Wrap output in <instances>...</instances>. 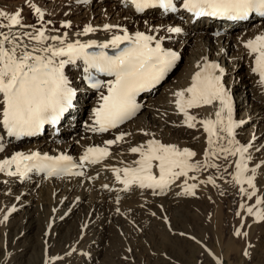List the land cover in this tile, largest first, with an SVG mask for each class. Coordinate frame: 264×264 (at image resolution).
<instances>
[{
	"label": "snow or ice",
	"instance_id": "6c2138e0",
	"mask_svg": "<svg viewBox=\"0 0 264 264\" xmlns=\"http://www.w3.org/2000/svg\"><path fill=\"white\" fill-rule=\"evenodd\" d=\"M79 2L88 3L89 0ZM125 3L138 13H144L146 9H161V14L166 15L183 9L197 20L218 18L241 21L252 14L264 18V0H125ZM28 6L38 16L40 27L23 22V8L12 13L0 10V21H6L0 22V152L5 150L6 137L18 140L34 136L44 125L59 123L64 114L74 107L77 89L65 71L66 66H76L77 61L84 62V79L98 97L97 106L92 109L94 119L88 128L94 133H107L118 129L140 112L143 105L137 102V96L163 81L180 59L177 51L164 46L165 40L171 39V36L159 35L162 30L169 34H180L184 31L180 26L150 27L147 31L130 33L121 25L104 24V31L113 32L108 40L103 43L95 40L84 42L73 39L68 32L61 33L57 28H49L52 21H45L44 10L35 4ZM62 27L71 28V21L63 22ZM98 30L88 24L74 35L86 36ZM245 47L250 55H254L252 71L259 76L260 84L264 85V34L246 41ZM94 48L100 51H89ZM108 48L114 50L111 55L104 51ZM197 67L200 70L192 76L190 86L173 95L177 97L175 103L178 111L184 116L183 125L193 129L200 124L207 133L208 148L204 152L203 164L192 162L197 153L191 148L181 149L178 145L163 143L154 138V133L145 131L144 135H152L153 138L129 149L139 156L133 162L136 166L113 168L115 179L126 186V191L136 185L161 196L167 195L171 185L183 177L182 192L177 195L196 197V190L201 184L219 185L212 175L198 183H188L189 180H198L197 176H189V173L207 168L219 169L221 165L215 161L223 159L228 162L225 171L234 165L235 170L229 175L240 186L242 197L247 200L255 197L253 204L241 203L240 209L254 222L264 223V193L258 187V184L264 186V159L251 163L255 159L250 151L254 148L253 143L244 144L237 139V129L244 121L234 118L232 94L223 82L225 69L218 63L208 62L206 57L205 63ZM93 70L110 78L100 79L93 74ZM217 70L220 74H217ZM206 105H217L215 119H198L190 113V109ZM129 135L131 133L120 132L115 138L106 140L105 146L87 147L79 158L80 162L74 161L66 153L51 156L39 151H17L0 160V173L21 180L28 178L33 171L44 172L49 177H83L86 175L84 171L74 169H83L85 163H101L112 155L109 146L125 141ZM255 150L264 153V149ZM230 157L234 159L230 160ZM153 168L158 169V174L153 172ZM220 178L223 179V176ZM102 187L113 190L108 184ZM236 215L240 216V212ZM7 218L5 215L4 219ZM243 226L244 217H241V228L235 231L234 236L248 237L247 231H241ZM179 235L185 236L186 233L180 232ZM254 247L248 244L243 255L251 258L249 249ZM71 251L75 252L76 249ZM209 253L215 255L210 249ZM50 259L62 261L60 257ZM216 259L218 264H223L218 257Z\"/></svg>",
	"mask_w": 264,
	"mask_h": 264
},
{
	"label": "bare ground",
	"instance_id": "6f19581e",
	"mask_svg": "<svg viewBox=\"0 0 264 264\" xmlns=\"http://www.w3.org/2000/svg\"><path fill=\"white\" fill-rule=\"evenodd\" d=\"M102 1L89 0L88 4L83 3L81 5H75V0L71 4L62 1V5L58 9L56 7H48V9L44 10L52 15L51 19H49L52 21V24L48 25V27L54 28L53 26L59 23L57 19V12L59 10L60 13L65 14L67 17L64 21L71 20L72 18V27L69 29L61 27L59 29L60 32H68L69 36L73 39H80L84 42L95 40L97 43H103L108 40L113 35V32L104 31V24L121 25L122 27H126L130 33L137 30L147 31L150 27L180 26L184 29L180 34H169L163 30L159 32L160 36H171V39L165 40L164 46L177 51L175 42L179 39L184 38L187 40V45L196 41L200 50L198 54L193 55L194 57L197 56V60H193L190 66L182 72L178 77L179 81L175 85H172L171 82V84H165L161 93L158 96L155 94L156 98H153L154 96L152 97L151 95L155 91L153 88L147 91L149 92L148 94H140L139 100L143 107L135 118H132L131 121L129 120L130 122L127 121L120 125L118 129L104 133V136H101L102 133H94L88 128V125L94 119L92 109L97 106L98 97L97 94H94L96 93L95 90L85 83L84 62L77 61L76 66H66L65 71L70 79L73 80V86L77 89V98L74 100V107L64 114L59 123L47 126L46 130H50V135L53 134L55 136L53 137L55 142L42 139L45 134L41 132L33 137L26 136L18 140H10L6 137L5 150L0 152V160L10 157L17 151L26 153L39 151L42 154L46 153L51 156L66 153L72 156L74 161L80 162V157L78 158L77 156H82L87 147L105 146L104 142L106 140L115 138L120 132H128L131 135L125 137V141L109 146L112 155L108 158L110 163H113L114 168L135 167L136 165L133 162L139 159V156L138 154L131 153L129 149L133 146L144 144L147 140L153 138L152 135H144L146 131L154 133V138L163 143L175 144L181 149L191 148L197 153V156L192 158V162L198 161L203 164L205 159L204 152L208 148L207 133L200 124H197L196 128L193 129H189L183 125L184 116L177 109L175 103L177 97L173 93L190 86L192 76L200 70L197 65H203L205 57L208 62L218 63L225 69L223 82L232 94L234 118L236 119V113L239 110H244L242 113L243 117L240 119L244 121V124L237 129V139L244 144L250 141L253 143L254 148L250 149V151L255 159L251 163H258L259 160L264 159V153L255 150L257 148L264 149V85L260 84L259 76L253 73L252 68L255 57L254 55H250L249 49L245 47L246 41L254 39L257 35L264 34V21L256 15H251L246 20L235 22L225 20L226 22L224 23L210 18H200L197 20L191 18L190 14L186 13L183 9L178 13H168L166 15L161 14V9H149L144 13H138L130 4L126 6L125 0H106L109 2L107 5H104ZM76 2L79 3V0H76ZM103 9H107L105 19L97 21V14H99V10ZM181 17L183 19L187 17L186 22H182ZM27 23H29V20ZM88 24L99 30L86 36L81 35L76 37L74 35L76 32L82 31V25L85 27ZM239 27L242 28L241 31L229 33L231 30L238 29ZM215 33H219L220 36L215 37L218 36ZM106 50L104 49V51ZM89 51H100V49L94 48L89 49ZM244 65H248V67H244ZM217 74H220L219 70H217ZM81 81H83V85H81ZM91 94L95 95L91 102L80 104V98H86ZM216 108L217 105H206L190 109V113L197 116L198 119H207L209 117L215 119ZM86 111L87 118L82 123L84 133L82 132L83 134L79 138L80 142L75 141L74 145L56 143V141H59L56 138L58 137L56 131L60 135H63V132H69V129H66L65 125L63 126V122L65 123L67 118L73 116L74 118L72 117L73 119L71 120L76 123L77 119ZM79 143L81 144L79 145ZM229 159L232 160L234 158L230 157ZM216 163L220 164L223 169L228 162L219 159L216 160ZM93 166V164L85 163L83 169L78 170L84 171L85 168L92 170ZM99 168L92 172H85L86 175L83 177H68L63 175L57 178V176L49 177L44 172L33 171L32 175L29 174V177L25 181L17 177H9L6 173H0V192H5L6 200L12 203L8 210L9 213L7 212L6 215H12L16 212L21 213L22 216L21 220L15 224L7 223L4 219L5 215L2 216L5 222L0 223V232L4 229V237L9 238V245L6 244V248H10L13 252L9 257L5 256L8 255L5 252V261L1 259L0 264L3 261L5 262L4 264H22L21 259L32 249L29 245H23L24 239L29 233L32 234V232L38 229L41 230L40 228H44L45 246L49 248L48 255L50 256L52 253L53 257L62 258V261L49 258L45 264H62V262L63 264H92L98 256V253L95 252H99L100 245L104 243L107 237L109 225L114 219H122L128 222V218L139 223L138 229L140 233L146 231L147 226L152 227L150 231L154 230L155 227L161 229V227L165 226L163 228L168 229L169 226L178 224L189 226L188 232H184L186 233L185 236L179 235L183 231H173L170 232L168 238L171 241L185 243L190 240L193 242L201 241L208 251L209 249H213L206 241H214L215 249L213 251L216 255H222V253H219L222 239L217 234V228L219 229L220 227V224H217V222H220L221 218L212 216L210 213L212 209L215 215L221 212L217 206H214L220 200V188L216 191V186L201 184L196 190V197L177 195V193L182 192L184 178L181 177L171 185L167 195L156 196L152 194V190L140 189L136 185H132L126 191V186L115 179L114 173L112 175V173L99 170ZM229 168L231 172H234V165ZM202 171L207 172L208 175L200 176L199 180H206L211 174V170L207 168ZM153 172L158 174V169L153 168ZM212 174L214 176V173ZM192 175L198 176L200 174L190 172L189 176ZM257 176L258 178L260 177V170L257 171ZM29 178H34L35 180L33 181ZM105 178H110L109 181L111 183L109 181V184L104 183L108 184L113 189L112 191L103 189L102 185L104 183H102V180ZM199 180L197 182L189 180L188 183H198ZM230 184L231 187L237 186L236 183ZM23 186L27 188L17 194L18 189ZM221 187L227 190L231 188L224 183L221 184ZM258 187H260L261 193H264V186L258 184ZM235 192L236 190L233 189L229 191V194L231 195ZM27 194H37L36 196L38 199H41V202L49 199V196L51 198V195L61 194V199L51 202L46 208L42 204L36 208L33 207L34 209H23L26 201L22 196ZM117 199H119V203H117ZM245 202L253 204L255 197ZM86 205L88 207L83 215L86 223L85 229H83L85 232L83 233L82 230L77 235L69 236L66 242L60 244L62 233L65 235L64 229L67 224L74 217L82 215ZM42 209H44L42 211L44 215L40 216L39 211ZM153 209L156 212H153ZM179 209H181L180 212ZM50 211L51 215L53 213L56 214L53 218L50 217ZM242 211L244 223L249 222L247 225L251 235L256 238V234L262 233L260 236L264 237V232H258V230L264 228V223L254 222L252 217L247 216L244 210ZM152 213H156V215H152ZM191 237H195V239L193 240ZM41 246L45 247L44 244H41ZM57 246L62 249L59 253L55 251L57 250ZM72 249H76V251L72 252ZM6 250L8 251V249ZM11 251L9 252L11 253ZM92 253L93 255L91 256ZM183 254L185 253L182 252L181 255ZM156 256L155 252H151L149 255L151 259H155ZM245 260L252 261L253 264H264V260H259L256 253H252L251 258L246 257ZM163 262L165 264H173L170 260Z\"/></svg>",
	"mask_w": 264,
	"mask_h": 264
},
{
	"label": "rangeland",
	"instance_id": "374dc122",
	"mask_svg": "<svg viewBox=\"0 0 264 264\" xmlns=\"http://www.w3.org/2000/svg\"><path fill=\"white\" fill-rule=\"evenodd\" d=\"M62 1L71 4L73 3L74 0H27V3L26 0H0V10H4V11L9 10V12L12 13L14 10L23 8V13H22L24 18L23 22L28 25H36L37 27H40L41 22L39 21L38 16L34 14V11L28 6V4H35L39 6L42 10L48 9V7H56V9H58L62 5L61 3ZM102 2L104 5L109 4V2L106 0H103ZM79 3H77L76 0L74 2L75 5L83 4V3L80 4ZM44 12H45V21L51 19L52 15L48 11H44ZM57 13H58L57 19L59 20V23L57 22L58 24H56L53 27L57 29H61L62 23L65 22L64 19L67 17L65 16V14L60 13V10ZM106 13H107V9H103L101 11L99 10L100 15L97 14L96 17L97 21H102L103 19H105ZM186 19L187 17H184V19H181V21L186 22ZM28 20L29 23H27ZM71 20L69 19L67 21H71ZM261 20L264 21V18H262ZM0 22H6V21H0ZM252 22H256V21H252ZM83 28L84 25H82L81 29ZM241 30L242 28L239 27L238 29L231 30L229 33H236ZM219 36L220 35L215 37H219ZM186 43L187 40H185L184 38H181L177 42H175V47L180 55V59L177 61V64L173 68L171 73L164 79V81L160 85L156 87L154 93L151 94L152 97L154 96L153 98H156L155 94L156 96H158V94L161 93V90L164 88L165 84L172 83V85H175L179 81L178 77L182 74V72L185 71L188 66H190L193 60L194 61L197 60V56L194 57L193 54L199 53L200 47L198 43L196 41L191 42L189 45H187ZM244 67H248V65H244ZM244 69L247 70L246 68ZM227 77L229 76L227 75ZM81 85H83V81H81ZM94 94H91L86 98H80L81 99L80 104L91 102V100H93V98L95 97ZM243 111L244 110H239L236 113V119L238 118L237 120H240L243 117L242 115ZM72 117L67 118L65 123L63 122V126L65 125V128L69 129V132L67 133L63 132V135L62 134L60 135V133L59 132L57 133L56 131V134L58 135V137L56 138L59 140L56 141V143H60V144L65 143V144L74 145L75 141L80 142L79 138L84 133L82 123L85 122L87 118V111L83 115H81L79 119H77L76 123L73 120H71L74 118ZM44 134L45 136H43L42 139H46L49 142H55L53 138L55 136L53 134L50 135V130H46ZM103 134L104 133H102L101 136H104ZM80 144L81 143H79V145ZM77 157L79 158L80 155H78ZM94 166L93 168H91L92 170H88L87 168H85L84 172L86 173L92 172L100 167L99 170L108 171L113 175L112 169L114 168V166L113 163L112 164L110 163L109 158L103 160L99 164H94ZM224 169H225L224 167L223 169L222 167H220L219 169L210 168L211 174L209 173L212 176H213L212 173H214V177L216 176L215 177L217 181L216 183L217 185H219V187H216L217 189L216 191H218V189L220 188V200L214 206H217V208L220 209L221 212L215 215L212 209V212L210 213L212 216L221 218L220 222H217V224H220L219 229L217 228V234L219 235V238L222 239L221 250L219 252L222 253V255H216V253L213 251L215 249L214 241L211 242L206 241L213 249V250L210 249L211 253L215 254L213 256L209 253L208 249L201 241L193 242L192 240H190L185 243V242L171 241L168 238L170 236V232L173 231L188 232L189 226L178 224V225L169 226L168 229L163 228L165 226L161 227V229H157L155 227L154 230L151 231L150 228L152 227L147 226V230L140 233L138 229L139 223H136L131 218H128V222L122 219H114L113 222L109 225L107 237L105 238L104 243L100 245L99 252L97 251L95 252L98 253V256L93 261L92 264H165L163 262L165 260H170L171 262H173V264H218V261L216 259L217 257L223 261V264H253L252 261H246L245 260L246 257L243 255V252L248 244H252L255 246L254 248H251L249 250L252 253H256L259 257V260L263 261L264 237L260 236L262 235V233L256 234V238H254L250 233L249 227L247 225L249 224V222L247 221V223H244V226L241 229V231H247L249 233L248 237L234 236L235 231L238 228H241V217H244L243 211L242 209H240V204L247 201V198L242 197V195L240 194L239 185L237 186L235 185V187L237 188L231 187L230 183L235 184V182L232 181V177L229 175V173H232L231 169L229 167L227 168V171H225ZM195 174H200L197 176L198 180L200 176L208 175V173L204 171L195 172ZM30 175L32 174L30 173ZM66 176L69 177V175ZM221 176H223V179L220 178ZM58 177L61 176H57V178ZM25 179L23 181H25ZM29 179L30 180L32 179L33 181L35 180L34 178H29ZM109 179L106 178L103 179L102 183L104 182L108 184L109 182L111 183ZM198 180L194 182H197ZM223 183L231 187L228 189L229 191L234 189L236 190V192L230 195L227 189L221 187V184ZM26 188H27L26 186L20 187L17 191V194L25 190ZM36 195L37 194H27L22 196V198H24L26 201V203L23 206V209H27V208L34 209L42 204H44L46 208V206H49L51 202L59 201L61 199L60 198L61 194L51 195V198L49 196V199L41 202L40 201L41 199H38ZM11 205L12 203H9L6 200V193L1 191L0 192V223L5 222L2 216L6 215ZM87 207H88L87 205L84 207L82 215L74 217L70 221V223L67 224L66 228L64 229L65 235L64 233H62L60 244L66 242L69 236H72L74 234L77 235L83 229H85L84 227L86 226V223L83 218V215ZM108 209L110 208L108 207ZM43 210L44 209L39 211V215L41 214L40 216L44 215V213L42 212ZM45 210L47 211V209ZM152 211L156 212L155 209H153ZM180 211L181 209H179V212ZM238 211L240 212V216L236 215ZM50 215H51V211H50ZM55 215L56 214L53 213L50 217L53 218ZM35 216L37 217V215ZM7 217H8L6 220L7 223L15 224L21 220L22 216L21 213L14 212L12 215L8 214ZM158 218L160 220L159 216ZM40 229L41 230L38 229L37 231L32 232V234L29 233L28 236L24 239L23 245H29V247L32 249L29 253L23 256V258L21 259L22 264H45V262L50 257L54 256L52 253L50 254V256L48 255L49 248L45 246L46 240L44 239V228H40ZM82 232L84 233L85 231L83 230ZM258 232H264V228L258 230ZM3 233H4V229L0 232V260L3 259L5 261L4 259L5 256L9 257L13 251H11L10 248L8 247L6 248V244L9 245V238L7 237L5 238ZM41 244H44L45 247L41 246ZM129 248L132 249L131 252L128 251ZM6 249H8V251ZM61 250L62 249L58 248L57 246V250L55 251L59 253L61 252ZM9 251H11V253ZM5 252L8 255H5L6 254ZM151 252L156 253L157 256L155 259H151L149 257ZM182 252H184L185 254L181 255ZM92 255L93 253L91 254V256ZM125 257H127V259H125ZM4 261L1 263L4 264L5 263Z\"/></svg>",
	"mask_w": 264,
	"mask_h": 264
}]
</instances>
